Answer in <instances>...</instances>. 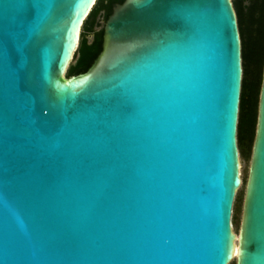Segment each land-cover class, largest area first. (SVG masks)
<instances>
[{
  "label": "water",
  "instance_id": "1",
  "mask_svg": "<svg viewBox=\"0 0 264 264\" xmlns=\"http://www.w3.org/2000/svg\"><path fill=\"white\" fill-rule=\"evenodd\" d=\"M0 0V264H264V67L238 234L232 0ZM235 241L237 250H235Z\"/></svg>",
  "mask_w": 264,
  "mask_h": 264
},
{
  "label": "trees",
  "instance_id": "2",
  "mask_svg": "<svg viewBox=\"0 0 264 264\" xmlns=\"http://www.w3.org/2000/svg\"><path fill=\"white\" fill-rule=\"evenodd\" d=\"M106 0H96L84 18L78 45L66 69V76L84 72L102 48L103 28L108 13ZM113 1V0H110ZM241 43V88L237 118L239 157H249L256 134L258 103L264 67V0H232ZM251 158V157H250ZM242 180V179H241ZM243 181V180H242ZM236 194L231 221H235ZM228 264H233L229 261Z\"/></svg>",
  "mask_w": 264,
  "mask_h": 264
},
{
  "label": "rangeland",
  "instance_id": "3",
  "mask_svg": "<svg viewBox=\"0 0 264 264\" xmlns=\"http://www.w3.org/2000/svg\"><path fill=\"white\" fill-rule=\"evenodd\" d=\"M250 157H240V174L242 177V182L240 186L237 188L235 195H238L237 201L235 202V221L232 222V228L238 234L240 224H241V217H242V205H243V198L245 193L246 181L248 177V170H249V163ZM233 264H236V258L233 257L231 260Z\"/></svg>",
  "mask_w": 264,
  "mask_h": 264
},
{
  "label": "flooded vegetation",
  "instance_id": "4",
  "mask_svg": "<svg viewBox=\"0 0 264 264\" xmlns=\"http://www.w3.org/2000/svg\"><path fill=\"white\" fill-rule=\"evenodd\" d=\"M114 2H123V0H113V1L106 0L104 5H103V11L107 12L108 15L112 12V9H113L112 5ZM241 179H242V177H241ZM241 182H242V180H241Z\"/></svg>",
  "mask_w": 264,
  "mask_h": 264
},
{
  "label": "bare ground",
  "instance_id": "5",
  "mask_svg": "<svg viewBox=\"0 0 264 264\" xmlns=\"http://www.w3.org/2000/svg\"><path fill=\"white\" fill-rule=\"evenodd\" d=\"M236 250H237V243L235 241V250H234L235 253H236Z\"/></svg>",
  "mask_w": 264,
  "mask_h": 264
}]
</instances>
